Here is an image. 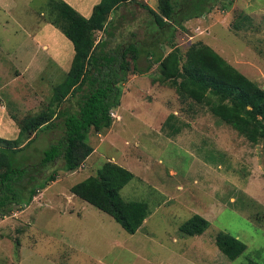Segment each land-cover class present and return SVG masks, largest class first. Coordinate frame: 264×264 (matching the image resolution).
I'll use <instances>...</instances> for the list:
<instances>
[{
    "label": "rangeland",
    "instance_id": "obj_1",
    "mask_svg": "<svg viewBox=\"0 0 264 264\" xmlns=\"http://www.w3.org/2000/svg\"><path fill=\"white\" fill-rule=\"evenodd\" d=\"M141 1L157 8L158 0ZM229 1L217 0L211 12L187 20L174 42L182 53L194 41L208 43L264 89V0ZM45 3L8 0L0 5V135L6 138L18 132L10 116L21 119L39 111L73 56L72 44L59 31L70 46L60 57L38 51L39 67L28 58L31 49L49 43L40 38V30L45 24L54 26L56 11ZM120 13L110 29L113 42L128 40V31L149 41L143 37L150 19L145 9L133 2ZM95 38L102 39V32H96ZM160 48L169 51L166 44ZM138 65L150 68L123 83L111 126L87 136L95 152L74 171L62 170L58 164L55 180L27 206L13 205L0 215V264L264 263L263 142L250 143L206 105L200 107L188 97L181 101L174 87L160 81L152 57L142 55ZM74 99L63 106L75 108ZM166 118L179 126L176 134H169ZM55 129L38 134L30 148L45 149L61 135V129ZM106 160L134 174L120 190L121 196L148 204L149 214L133 234L70 191ZM193 214L209 222L200 235L179 229ZM218 231L243 241L245 251L228 259L215 245Z\"/></svg>",
    "mask_w": 264,
    "mask_h": 264
},
{
    "label": "trees",
    "instance_id": "obj_2",
    "mask_svg": "<svg viewBox=\"0 0 264 264\" xmlns=\"http://www.w3.org/2000/svg\"><path fill=\"white\" fill-rule=\"evenodd\" d=\"M216 1L158 0L153 9L141 0H99L85 17L64 0H46V8L50 6L49 10L56 11L52 23L70 40L73 56L64 77L52 86L39 111L21 119L12 116L18 126L16 137H0V215L13 205L19 209L27 206L55 180L58 164L65 171L82 166L94 150L87 136L91 131L100 132L111 126L110 113L120 104L123 83L130 75L150 68L139 67L142 55L152 57L160 81L168 88L174 87L181 101L188 97L200 107L206 105L218 120L247 141H262L264 145V89L208 43L194 41L182 53L174 42L175 33L186 28L187 20L211 12ZM133 2L150 15L143 30V37L149 41L135 38L137 32L128 31V40L113 42L115 36L110 29L115 28L122 15L120 11ZM98 31L103 38L96 40ZM161 44L168 45L169 51L163 52ZM72 98L75 108L63 106ZM169 121L166 118L164 122L169 134H176L179 126ZM55 128L61 129V135L45 149L30 148L38 134ZM133 177L129 169L106 160L95 174L73 184L70 191L133 234L149 214L146 202L126 200L120 194ZM208 226L205 217L193 214L179 229L186 235H200ZM215 245L231 260L246 249L243 241L225 231L216 233ZM246 264L264 263L249 260Z\"/></svg>",
    "mask_w": 264,
    "mask_h": 264
},
{
    "label": "crops",
    "instance_id": "obj_3",
    "mask_svg": "<svg viewBox=\"0 0 264 264\" xmlns=\"http://www.w3.org/2000/svg\"><path fill=\"white\" fill-rule=\"evenodd\" d=\"M66 1L68 4H70L72 7H74L79 13H81L83 16L85 17H88L90 14H91V10H92V7L99 2V0H64ZM8 0H0V5L1 4H7ZM45 26V27H44ZM52 28V29H51ZM59 29L55 28L54 26H52L51 24L47 26V24L43 25L41 27V30H40V35L37 33L36 36H40L41 38V35L46 39L48 43L47 44H43L41 47L39 46H36L35 49H31L30 52H31V55L30 53H28V58H32L33 60H35V66L36 67H39V58L37 55L36 52L40 51V52H44V51H48L50 52L52 55H56L55 57L58 58L60 57V55H62V53H64L66 50H68L70 48V46L68 44H65L64 43V40L62 39V35L59 33ZM61 32V31H60ZM45 35L51 37V38H47L45 37ZM38 36V37H39ZM70 41V40H69ZM46 43V42H45ZM58 43H61V45H59ZM71 43V42H70ZM69 47V48H68ZM73 51V50H71ZM49 57V56H48ZM51 56L52 60L53 61H56L57 63V59ZM59 63V62H58ZM57 63V64H58ZM33 64H30L31 67L33 66ZM34 67V66H33ZM32 67V68H33ZM34 70L37 71V73H39V70L34 68ZM41 72V71H40ZM21 85L25 86L27 83L26 82H22L20 83ZM31 84H34L31 82ZM24 89L25 87H23L20 91L21 93L23 94L24 93ZM37 98L40 100V98L37 96ZM34 98H31V100H33ZM24 100V99H23ZM21 109V107L19 108ZM11 119H13L11 116H10ZM1 130V129H0ZM18 131V130H17ZM16 131V132H17ZM18 133V132H17ZM17 135V134H16ZM13 136V137H9L8 139H12V138H15L16 137ZM0 137H3V138H6L4 135H0ZM95 150H93L92 153H94ZM91 153V154H92ZM90 154V156H91ZM80 168V167H79Z\"/></svg>",
    "mask_w": 264,
    "mask_h": 264
},
{
    "label": "built area",
    "instance_id": "obj_4",
    "mask_svg": "<svg viewBox=\"0 0 264 264\" xmlns=\"http://www.w3.org/2000/svg\"><path fill=\"white\" fill-rule=\"evenodd\" d=\"M110 114H111V116H112V117H114V113H113V111H111V113H110Z\"/></svg>",
    "mask_w": 264,
    "mask_h": 264
}]
</instances>
